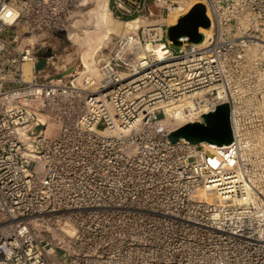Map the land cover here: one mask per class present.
Masks as SVG:
<instances>
[{
  "label": "built area",
  "instance_id": "2783aa9c",
  "mask_svg": "<svg viewBox=\"0 0 264 264\" xmlns=\"http://www.w3.org/2000/svg\"><path fill=\"white\" fill-rule=\"evenodd\" d=\"M94 1L0 0V264H264V92L234 87L264 63V0H108L127 31L97 82L67 47ZM199 3L213 34L173 50ZM222 104L232 145L170 141Z\"/></svg>",
  "mask_w": 264,
  "mask_h": 264
},
{
  "label": "water",
  "instance_id": "95a60500",
  "mask_svg": "<svg viewBox=\"0 0 264 264\" xmlns=\"http://www.w3.org/2000/svg\"><path fill=\"white\" fill-rule=\"evenodd\" d=\"M213 28L208 17L205 5L199 3L191 11L182 17L177 25L171 27L168 32L170 41L180 46L182 38H189L190 42L198 44L203 40L201 29ZM202 123H192L181 127L170 135V141L177 143L185 140L190 144L202 146L211 145L220 148L230 146L234 142L230 121V106L222 104L217 109L203 116Z\"/></svg>",
  "mask_w": 264,
  "mask_h": 264
},
{
  "label": "rangeland",
  "instance_id": "374dc122",
  "mask_svg": "<svg viewBox=\"0 0 264 264\" xmlns=\"http://www.w3.org/2000/svg\"><path fill=\"white\" fill-rule=\"evenodd\" d=\"M94 1L93 3L88 4L84 9H82L78 17L76 18V23L73 26L74 32H72V42L68 43V52L71 56L68 57V61L72 63L76 68H80L81 57L85 50H87L96 39V23L101 16L100 10L104 9L105 2L102 0ZM91 12H87V11ZM116 27H122V30L119 32H113L111 35L109 34L108 41L102 42V52L93 56L94 57V68L97 72L96 76H99L100 80H102V75L98 71L99 60L102 59L105 61L108 51H107V43L118 35H121L127 31L125 25L117 21L112 17ZM119 24V26H118ZM122 24V25H120ZM111 32V31H110ZM209 35L208 37H210ZM173 50L177 51L178 47L173 46ZM52 54L51 50L44 49L38 54L39 63L37 65V69L41 70L45 68L46 59ZM240 76H242V81L235 83L234 87L237 92L241 93H258L264 92V63L261 65L259 63H244L243 67L240 70ZM176 107V106H175ZM173 107V108H175ZM172 108V109H173ZM171 117V118H170ZM175 117L173 118L171 114L168 116V123L177 126H183L185 118Z\"/></svg>",
  "mask_w": 264,
  "mask_h": 264
},
{
  "label": "bare ground",
  "instance_id": "6f19581e",
  "mask_svg": "<svg viewBox=\"0 0 264 264\" xmlns=\"http://www.w3.org/2000/svg\"><path fill=\"white\" fill-rule=\"evenodd\" d=\"M97 3H99V0H95ZM105 2V6L103 10H100L101 12V16L99 18V20L96 23V39L94 40V43L83 52L82 57H81V64H80V68L77 67L76 71L78 72V75H80V79H92V81H99L100 78L99 76H96V74L98 73L94 68L96 67V65L94 66V57L95 55L99 54L100 52H102V42H106L108 41L109 38V34L111 35L113 32H119L120 30H122V27H116L117 25H115L114 21L112 20V15H111V10L109 8V1L108 0H102ZM87 12H91L90 10ZM92 13V12H91ZM186 13V12H185ZM170 23L172 25H174L176 23V19H172L170 21ZM122 25V24H120ZM124 25V24H123ZM131 25H129L130 27ZM127 29V28H126ZM111 31V32H110ZM113 31V32H112ZM201 34L203 35V40L201 43H198V46H203L204 43L206 42V39L209 35H212L214 32V29H201L200 30ZM120 33V32H119ZM73 34V33H72ZM72 34H70L71 37V41H72ZM183 42H186V39L182 40ZM163 45H158L156 47L153 48V50L155 51V53L159 56V57H163L164 55V47H162ZM173 46H176L173 44ZM179 47L180 49H184L185 45H180V46H176ZM163 59V58H162ZM26 69V73L28 75V77L31 75V71L33 69L32 65L27 64L25 66ZM97 72V73H96ZM98 75V74H97ZM30 79V78H28ZM223 94L220 93L219 95V99H223ZM185 109L186 106L185 105H179L176 106L173 109L169 110V115L171 114V116L173 118L175 117H180V118H184L185 117ZM171 118V117H170ZM179 118V119H180ZM168 119H167V123H168ZM209 148H213V149H221L218 146H211V145H205Z\"/></svg>",
  "mask_w": 264,
  "mask_h": 264
}]
</instances>
